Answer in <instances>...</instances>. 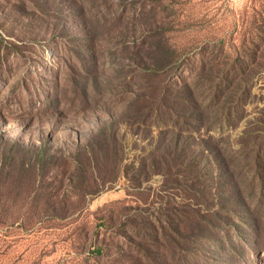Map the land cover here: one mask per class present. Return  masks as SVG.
Returning <instances> with one entry per match:
<instances>
[{
    "label": "rangeland",
    "instance_id": "obj_1",
    "mask_svg": "<svg viewBox=\"0 0 264 264\" xmlns=\"http://www.w3.org/2000/svg\"><path fill=\"white\" fill-rule=\"evenodd\" d=\"M0 264H264V0H0Z\"/></svg>",
    "mask_w": 264,
    "mask_h": 264
}]
</instances>
